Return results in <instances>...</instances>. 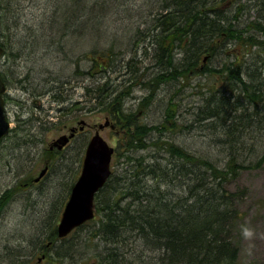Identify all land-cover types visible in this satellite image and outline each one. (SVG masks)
Listing matches in <instances>:
<instances>
[{
	"label": "trees",
	"instance_id": "trees-1",
	"mask_svg": "<svg viewBox=\"0 0 264 264\" xmlns=\"http://www.w3.org/2000/svg\"><path fill=\"white\" fill-rule=\"evenodd\" d=\"M116 1L87 0L80 6V0L60 5L49 0L42 7L41 22H48L43 51H64V57L70 52L76 68L61 80L45 75L50 71L41 67L38 80L61 85L55 90L62 94L70 79L77 78L76 71L86 69L84 106L87 112L108 113L118 133L111 173L95 194L94 217L58 238L55 214L37 243L46 246L55 240L61 264H236L232 230L241 216L236 201L245 190H230L226 184L243 169L264 162V143L255 135L264 132V58L261 63L256 59L261 54L256 49L264 48V0H141L134 12L123 4L114 10ZM28 3L0 0V75L8 84V64L24 69L37 51L35 32L22 22ZM125 12L131 18L126 22L135 24H120ZM240 21L253 32L241 28ZM21 77H12V85L36 91L38 83L25 86L29 73L26 81ZM139 89L144 92L137 96ZM75 91L74 86L69 95ZM60 94L53 98L64 109L66 97ZM156 95L161 97V119L147 123L139 114ZM197 95L215 102L194 109L190 98ZM185 96L189 100L182 111ZM249 107L254 110L247 113ZM41 120L29 116L22 128L27 133L16 127L5 139L8 162L20 163L16 150H29L35 140L41 141ZM188 131L208 138L207 145L211 140L217 149H192L176 139ZM67 157L61 160L65 171ZM57 166L52 165L55 174L61 170ZM10 195L3 192L0 203ZM40 249L45 251L43 245Z\"/></svg>",
	"mask_w": 264,
	"mask_h": 264
},
{
	"label": "rangeland",
	"instance_id": "rangeland-1",
	"mask_svg": "<svg viewBox=\"0 0 264 264\" xmlns=\"http://www.w3.org/2000/svg\"><path fill=\"white\" fill-rule=\"evenodd\" d=\"M46 1L48 2L49 0H29V6L23 11L22 16V22L26 23L27 26H31L35 32L37 51L30 55L26 68L14 69L11 66L13 62H11V64H8V71L6 72L10 74L9 80L11 82L8 84V87L12 100L8 102L6 107L7 120L10 122L11 129L14 125L16 126L15 123L19 116L21 119H27L31 115L37 116L44 120V123L38 134L41 141L35 140V145L32 147L28 146L29 150L27 148L20 151L16 150V153L21 156V159L23 158L20 163L17 162V159L11 160V158L8 162V154H6L7 146L3 145L5 140L0 143V196L5 191H9L11 194L0 203V264H61V259L58 260L55 258V240L49 241L46 246V242L44 244H38L37 242L44 235L42 233L46 234L49 231L46 226L48 220L53 223V216L61 211L62 205L67 197L69 186L78 173L86 141L95 130H99L97 125L103 123L105 116H108V113L102 111L87 112L84 106L82 110L77 109L78 107L71 109L73 113L69 117L67 115L68 113L63 112L64 109H61L62 111L58 109L61 102L54 100L53 92L50 94L43 92L48 86L40 83V80L37 78L38 71H40L39 69L41 67L45 71H50L52 76H57L61 80L69 77V75L74 73L76 68L72 60L76 56H72L69 54L70 52L68 53V57H64V55L67 56L64 51V55L62 54L63 52H55L52 48H50L49 53L43 51V44L48 34L43 36L42 33L46 31L48 22L47 20L41 22L43 20L41 12L43 11L42 7L47 5ZM60 2L68 4L69 0H56V5H60ZM87 3V0H80L79 5L86 6ZM140 3L141 0H117L116 4L112 3V6L114 10L117 9L118 11L120 8L123 9V4L129 11L132 10L134 12L140 7ZM36 4L40 7H37ZM117 14L120 15L118 12ZM129 15V12L123 13L122 18L124 17L125 19L123 18L124 21H121L120 24L122 22L123 24L133 23L126 22L127 19L131 20ZM60 22L58 21L57 24H60ZM135 23L136 21L133 24ZM115 24L118 25V22ZM85 30L89 31V28L87 27ZM120 31H116V34L121 35ZM20 34L24 36L26 35V31L20 30ZM88 36L85 35L84 39L87 40ZM68 37L65 36L63 44H65V40H68ZM82 46H84L83 43ZM81 58L77 59L79 64L86 65L85 61ZM20 71L23 72L22 77L21 74L18 75ZM45 71H41V74L44 75L47 73ZM28 73L31 81L25 83V86H33V83H38L39 85L36 91L32 93L25 88L22 90L17 83H14V86L12 85V77L20 76L21 81H26ZM76 77L74 80L72 78L70 79V82H74V86L77 87L73 98L81 100L83 97H81L82 86L80 85L84 83L85 77L79 76V73ZM143 92L139 89L134 94L139 96ZM155 98L147 110L145 112L141 111L139 114L141 119L147 123H156L161 119V102L159 103L157 101L161 97H157L156 95ZM164 98L165 96H163ZM166 99L168 98L166 97L165 101ZM188 100L189 97L185 96L183 98L182 111L185 109V103ZM26 110H30V113L26 112ZM80 119H83L84 123H80ZM81 125L82 129H80ZM71 126H75L77 130L68 143L72 146L70 150L71 159L69 169L67 168L66 171L63 169V160L62 164L57 166V168L63 169V176L59 175V171L55 174L53 168L52 171H47L46 176L40 181H33V178L38 176V173L44 165L49 163L50 165H54L56 163L54 160L57 157L52 155L50 150H48V145L54 138L62 134L69 135ZM113 129L111 128V124H109L99 130L100 135L111 146H115L117 141V136L114 132L115 128ZM19 131L27 133L23 129ZM13 133L14 130H11L9 135ZM255 134L257 135V133ZM179 136L176 139L178 141H184L182 136ZM185 142L192 149L204 150L209 147L211 149L212 146H215L214 150L217 149V146L211 140L210 146L209 144L207 145L208 138L203 139L202 136H199L198 132L194 136H187ZM214 150L212 149L213 152ZM11 157L14 156L12 155ZM257 157H254L253 160ZM226 187L230 190L241 188L245 190L242 199L236 201V206L241 212V216L234 222L232 230V240L237 244L238 249L236 264H264V162L258 167L243 169L237 178L226 184ZM42 245L45 251L40 249ZM89 249L92 250L91 247ZM19 253L22 255L27 254V256H20ZM30 255L32 256L28 257ZM4 257H7L6 261H4ZM19 260L24 261L21 262ZM66 261L67 259L63 263H66ZM87 261L89 260L87 259Z\"/></svg>",
	"mask_w": 264,
	"mask_h": 264
},
{
	"label": "water",
	"instance_id": "water-1",
	"mask_svg": "<svg viewBox=\"0 0 264 264\" xmlns=\"http://www.w3.org/2000/svg\"><path fill=\"white\" fill-rule=\"evenodd\" d=\"M1 52L0 46V55ZM3 89L4 84L0 78V93ZM8 127L9 124L3 113V100L0 96V139L7 132ZM101 127L102 124L99 125V128ZM67 139L66 135H62L56 141L64 144ZM112 153L113 147L107 143L97 130L88 141L80 174L72 185L65 203L56 229L58 236L66 235L74 227L93 217L94 194L109 176Z\"/></svg>",
	"mask_w": 264,
	"mask_h": 264
},
{
	"label": "bare ground",
	"instance_id": "bare-ground-1",
	"mask_svg": "<svg viewBox=\"0 0 264 264\" xmlns=\"http://www.w3.org/2000/svg\"><path fill=\"white\" fill-rule=\"evenodd\" d=\"M243 12V11H242ZM246 12V11H245ZM244 14V13H243ZM240 23H241V21H240ZM240 23H239V28H240ZM244 27H246V30L248 29L249 30V28H248V26H247V22L246 21H244V22H242L241 23V28H244ZM247 30V32L249 33H252L253 32V30H249L248 31ZM257 50V53H261L260 55H258L257 57L258 58H256L258 61L259 60H261V59H263L264 57V48H262V49H256ZM260 62V61H259ZM261 63V62H260ZM86 66V65H85ZM77 73H80L79 74V76H81V77H83V76H86L87 75V72H86V69L85 70H80V71H76ZM47 76H49V77H52L53 78V76L51 75V73L50 72H48L47 74H46ZM72 80H74V78L72 79ZM74 85H75V83L73 82V83H68V84H66L65 86H64V88L62 89L63 90V93L62 94H60L59 93V91L58 90H55V88L56 87H58V86H61V85H59V84H54L53 85V87L51 86V85H48V87H50L51 89H52V92H54V93H56V94H60L59 96L61 97V96H64V97H66V101H64V102H66L67 103V105H69L70 107H68V109H71V108H73V107H78V108H81V107H83L84 105H85V102H86V99H85V97H83V98H81V100H79V99H72V96H74V95H69L68 96V94H70L72 91H73V88H74ZM83 85V84H82ZM82 85H80V86H82ZM182 95H183V93H181ZM70 96H71V99H70ZM217 98V97H216ZM210 102L211 103H213V102H215L214 101V98H202V97H200V96H194L192 99L190 98V103H189V105L190 106H192V107H194V109H200V108H202V107H204L205 105H208V104H210ZM86 109V108H85ZM82 110V109H81ZM196 110V111H197ZM254 109L253 108H247V113H249V112H252ZM196 113V112H195ZM37 120H40V118H38L37 117ZM26 121H24V119H18V120H16V127L18 128V129H22L24 126H27L26 125V123H25ZM41 122L42 123H44V120H41ZM31 123V121L29 120V124ZM186 135V136H184V135ZM264 134V132H260V133H257V135H256V138H258V137H260V138H258V140L259 141H261V142H263L264 143V138H261L262 137V135ZM182 136V139L183 140H185V138L187 137V136H190V134H189V131H188V133H182V134H180V136L179 137H181ZM184 137V138H183ZM184 144L185 145H187V143L186 142H184ZM142 264H145L146 262H141Z\"/></svg>",
	"mask_w": 264,
	"mask_h": 264
},
{
	"label": "flooded vegetation",
	"instance_id": "flooded-vegetation-1",
	"mask_svg": "<svg viewBox=\"0 0 264 264\" xmlns=\"http://www.w3.org/2000/svg\"><path fill=\"white\" fill-rule=\"evenodd\" d=\"M7 92V91H6ZM4 93V98H5V101H6V104H5V102H4V104H5V112H6V107H7V104H8V100H10L9 98H7V93ZM68 96H69V94H68ZM8 99V100H7ZM66 101V100H65ZM62 104L60 103L59 104V106H58V109L60 110V111H62L61 109V106ZM63 106H64V110H63V112L64 113H68L67 115H69V117H71V109H68V107H70L69 105H67V103L66 102H64L63 103ZM80 121V120H79ZM108 124H111V122L110 123H108ZM112 126V125H111ZM114 126V125H113ZM71 127H74V126H71ZM70 127V128H71ZM70 128H69V130H70ZM113 128H115V126L113 127ZM77 129H75V131H76ZM115 131L116 132H118L117 131V129H115ZM114 131V132H115ZM115 132V133H116ZM74 135H75V133H74ZM6 138V137H5ZM5 138L2 140V141H4L5 140ZM55 139V138H54ZM53 141V140H52ZM51 141V142H52ZM51 142L49 143V145H51L48 149L50 150V152L52 153V155H54V156H56L57 158L54 160V162H56L57 164H62V162H61V160H62V155H68V157L67 158H69V160H70V150H71V144H66L65 146H63L62 148H57L55 145H53V144H51ZM86 144V143H85ZM64 165L66 166V164L64 163ZM51 169H52V165H50V163L49 164H46V165H44V167L40 170V171H43V174L39 177V179L38 180H35V178H33V181H36V182H38V181H40L43 177H45L46 175V173H47V171H51ZM46 171V172H45ZM62 171L63 170H59V175H62L63 176V173H62ZM45 172V173H44ZM38 175H39V173H38ZM71 187V185L69 186V188ZM69 190V189H68Z\"/></svg>",
	"mask_w": 264,
	"mask_h": 264
}]
</instances>
